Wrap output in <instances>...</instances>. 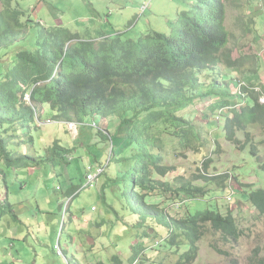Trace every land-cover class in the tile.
I'll use <instances>...</instances> for the list:
<instances>
[{
    "label": "trees",
    "instance_id": "1",
    "mask_svg": "<svg viewBox=\"0 0 264 264\" xmlns=\"http://www.w3.org/2000/svg\"><path fill=\"white\" fill-rule=\"evenodd\" d=\"M19 1L0 0V50L26 40L31 29H34L35 39L29 47H19L0 72V134L16 125L37 127L35 114L43 105L56 112L52 119L61 123L77 121L78 127H92V120L117 119L116 133L127 127L123 140L126 145L118 148L133 147L128 156L132 162V183L128 192L132 195L137 217L133 226L144 228L145 234L150 233L148 228L157 233L155 228L158 225L168 230L161 241L186 248L176 264L196 261L199 243L208 226L220 233L225 241H237L243 232L230 209L224 212L217 205L216 209L206 208L194 213L189 207L182 216L170 213V206L180 207L182 203L205 199V196L201 195L202 187L194 185L191 180L176 184L165 180L164 177L176 168L164 163V158L167 135L188 147H196V140L201 141V146L205 145L201 130L181 112L200 96L218 94V90H223L220 78H214L209 89L201 92L205 87L202 73L218 69L216 75L223 81H230L236 88L241 84L239 96L247 98L243 100L245 106L231 108L226 116V138L242 149L250 144L251 153L264 169L258 146L251 141V133L247 130L254 124L264 129V84L258 87L243 83L241 62L228 49L230 33L225 25L226 4L238 0H193L188 9L177 14L175 22L168 23L172 28L169 35L147 31L135 40L117 32L106 35L102 30L79 32L62 26L43 25L22 11ZM39 1L48 4V0ZM224 68L231 71L228 75L236 73L240 74L239 77L226 78L228 76L220 71ZM25 94L30 97L29 103L24 100ZM227 103L221 100L219 107H229ZM208 116L206 113L205 117ZM92 128L95 131L93 140L105 153L106 148L111 147L109 140L115 143L114 136L108 128ZM238 131L244 132V141L238 137ZM114 146L106 167L111 163ZM73 149L74 146L69 148L54 140L43 156L16 154L9 150L8 141L0 135V162L8 168L64 164L74 159L71 155ZM103 153L87 156L86 171L89 164H103L98 159ZM209 161L203 162L204 168H200V174L194 179H216V174L207 172ZM232 174L227 172L218 178L229 183L235 178ZM243 191L247 192L248 202L264 215V187ZM161 193L172 200L168 206H162L154 199ZM232 194L233 191L225 197L233 200ZM1 201L0 197V221L6 214L15 218L11 205ZM113 210L119 217L115 207ZM154 234L150 233V237L153 238ZM141 243L138 240L133 247L132 262H137L146 250L140 251ZM112 261L122 264L118 255H114ZM254 264H264V258H257Z\"/></svg>",
    "mask_w": 264,
    "mask_h": 264
},
{
    "label": "rangeland",
    "instance_id": "2",
    "mask_svg": "<svg viewBox=\"0 0 264 264\" xmlns=\"http://www.w3.org/2000/svg\"><path fill=\"white\" fill-rule=\"evenodd\" d=\"M37 1L20 0L19 8L29 14L32 20L42 22L43 25H59L79 32L86 29L91 33L98 30L113 31L131 40L137 39L147 31L169 35L172 28L168 23L175 22L177 14L188 9L189 4L193 2V0H48V7L39 8ZM253 2L260 3L259 0L227 2L225 25L230 33L228 49L233 51V57L241 62L242 66L250 68L257 65V74L261 75L264 74V57H258L257 54L245 56L249 52L247 34L249 31L246 29L244 19L247 17L245 13L254 6ZM146 4L147 8L142 12L141 7ZM49 9H55L53 10L55 20ZM254 9L258 12L259 7ZM90 14H93L97 21L102 20L103 27L99 26L98 22L92 26L86 25L88 23L86 18ZM256 20L253 27L251 26L253 32L264 35V5L262 14L257 16ZM33 33L34 29H31L26 40L0 50V72L19 47H29L32 44L30 42L35 39ZM217 70L202 73L201 78L205 87L201 92L209 89L214 78H220L223 90H218V94L200 96L194 104L181 112L201 130L202 140H206L205 145L201 146V141L196 140L194 143L198 146L188 147L177 138L168 135L165 143L164 163L174 166L176 170L170 172L164 179L174 184L191 180L194 185L202 187L201 195L205 196V199L188 201L187 205L182 203L180 207L170 206L169 211L172 215L182 216L189 207L193 213L206 208L216 209L218 206L224 212L232 210L243 232L242 236L237 241L227 242L220 233L208 226L199 243V256L192 264H254L257 258H264V215H260L248 202L245 197L247 192L244 193L243 190L264 187V169L251 153L250 144L242 149L226 138L224 129L226 116L231 108L239 109L245 106L243 100L247 98L239 96L238 89L241 84L236 88L230 81H223L221 76L216 75ZM220 71L227 75L228 79L240 75L236 73L228 75L231 73L228 68ZM255 75L242 71L240 78L243 83L259 87L260 81L248 79ZM24 100L29 103V95L27 98L25 95ZM221 100L227 101L229 107L221 109L219 107ZM213 105L215 106L213 109L218 110H213ZM39 108L40 118L43 120L49 118L50 122L45 123V120H42L44 123L40 125L35 122L37 127L31 125L22 128L16 125L7 133L0 134L8 141L9 150L16 154L43 156L52 142L59 140L69 148L74 146L71 150L74 159L64 164L37 165L32 172L25 168H8L0 162L1 202L7 201L12 206L16 204L19 218L18 221L10 214H6L0 221V233H15L13 237L0 235V261L5 259L3 264H15L16 262H13L15 257L6 251L15 252L28 241L39 251L46 253L44 257H39L38 264H116L118 261H112L114 255L120 256L122 264H176L186 248L182 245L172 246L166 240L161 241L167 236L168 230L158 225L155 233L154 229L148 228V232L155 233L152 238L150 233H144V228L133 226L137 217L134 214L132 195L128 192L132 183L130 173L132 162L128 156L133 147L118 148L119 145H126L123 140L127 127L116 133L110 122L114 121L117 124V121L109 119L108 129L115 139L114 155L108 167H106L108 158L112 154L110 146L103 156L101 154L102 158L98 155V159L106 167V172L94 186H86L85 161L93 155L103 153L94 141L95 131L90 126L74 127L77 121L58 122L52 119L56 112L46 105ZM206 113L209 114L207 118ZM98 124L101 126L99 130L106 129L108 125L106 121ZM247 130L251 133L250 138L252 137V140H249L258 146L260 158L264 161V129L259 124H254ZM74 134L76 135L73 136ZM237 135L242 141L245 140L244 132L238 131ZM109 141L111 145L112 139ZM87 156L88 158L82 159ZM120 157L122 159L118 160ZM207 160H210L207 172L216 174V179L214 181L194 179L200 174V168H204L203 162ZM227 172H232L234 174L231 176H235L229 183L218 178ZM4 183L8 189L9 201L4 196L6 190ZM104 184L106 185L102 188ZM242 185L245 187L241 188ZM20 186L24 188L20 190ZM231 191L233 200L229 202L225 196H229ZM169 198L164 193L154 197L162 206L171 203L172 200ZM37 206L40 207L41 213L35 212ZM114 207L119 217L113 210ZM95 220L100 223L98 226L94 224ZM88 221L92 224L89 225ZM37 237L43 246H40ZM94 240L96 245L93 243ZM138 240L142 242L140 251L146 250L137 262H132L131 258L135 252L133 247ZM4 242L7 245L2 251L1 246ZM10 242L15 244L14 249L9 248ZM58 242L64 256L55 249ZM18 251L22 252L24 258L28 256L21 247ZM34 258L29 257V264H33Z\"/></svg>",
    "mask_w": 264,
    "mask_h": 264
},
{
    "label": "crops",
    "instance_id": "3",
    "mask_svg": "<svg viewBox=\"0 0 264 264\" xmlns=\"http://www.w3.org/2000/svg\"><path fill=\"white\" fill-rule=\"evenodd\" d=\"M38 3H37V7H39V8H43L44 6H47L48 7V5L47 4H45V3H40V1L38 0L37 1ZM258 2V1H257ZM255 3V2H253V5L254 6H251V8H250V11L249 12H246L245 14L247 15V17H246V19H244V24H245V26H246V29L249 31V32H247V34H249L248 36H249V42H248V50H249V52H247L246 54H245V56H252V54L253 55H255V54H257V56L259 57V56H262V57H264V35H259V34H257V32L255 31V32H253V28H251V26L253 27V25L256 23V18H257V16H259V15H261L262 14V7H263V5H264V0H259V2L260 3ZM254 7H259V10H258V12H257V10L256 9H254ZM53 10H55V9H49V11H50V13L52 14V16H53V18H54V20L56 19L55 17H54V13H53ZM256 13L258 14V15H256ZM249 14H254V15H249ZM248 17H250L249 19H248ZM87 20H88V23H86V25H88V26H92V25H95L97 22L99 23V26H101V27H103V23H102V20H99V21H97L96 19L97 18H95V16L93 15V14H90V15H88V18H86ZM41 24H42V22H40ZM54 26H59V25H54ZM103 31V30H102ZM104 33H106V35H111V34H113L114 32L113 31H111V32H108V31H103ZM258 57H257V60H258ZM257 63H258V61H257ZM245 64V63H244ZM243 66H244V68H243ZM242 66V71H244L246 74H252V73H254V74H256L252 79L250 78V77H248V79L250 80V81H260L261 83H260V85L261 84H264L263 82H264V74H261V75H259V74H257V65L255 66V67H246L245 65H243ZM253 85V84H252ZM112 120V119H111ZM101 121H106L107 123H108V125H109V119H101V120H99V122H101ZM115 121H117V120H115ZM107 125V128L108 127H110V125H111V127H112V129L115 131L116 130V125L117 124H115V122L114 121H111L110 122V125L108 126ZM76 134H74L73 136H75ZM98 141V140H97ZM99 144V143H98ZM107 149L108 148H106V150L105 151H107ZM86 155V154H85ZM104 155V153L102 154V156ZM102 156H101V158H102ZM97 157V156H96ZM85 159L87 158V157H84ZM54 168H55V166H53ZM34 169V167H30L28 170L30 171V172H32V171H34L33 170ZM55 170V169H54ZM4 187H5V194H4V196L7 198V200L9 199V197H8V189H7V187H6V184L4 183ZM24 188V186H20V190H22ZM28 198V197H27ZM2 199V198H1ZM9 201V200H8ZM47 202L49 201L48 199L46 200ZM9 203V202H8ZM59 203H60V201H59ZM11 209H12V212H13V214L15 215V219L16 220H18L19 221V218H18V214L16 213L17 211H16V209H17V205L15 204V205H11ZM22 211V210H21ZM35 212H39V213H41V209H40V207L39 206H37L36 208H35ZM0 224H1V222H0ZM88 224L89 225H91L92 224V222L91 221H88ZM94 224L96 225V226H98L100 223H98L96 220L94 221ZM30 234V233H29ZM0 235L3 237V236H10V237H13L14 235H15V233H0ZM4 237V238H5ZM37 240H38V243L40 244V246H43L44 244L42 243V241H40V238L39 237H37L36 238ZM96 241L94 240L93 241V243H95ZM97 243H95V245H96ZM7 244H6V242H4L3 243V245L1 246V250L3 251V250H5V248H4V246H6ZM9 248L10 249H14L15 248V244H13L12 242H10L9 243ZM11 246V247H10ZM21 247V249H22V251L23 252H26L27 253V257H25L24 258V256H23V254H22V252H20V251H18L19 250V248ZM31 249V250H30ZM44 250V249H43ZM16 252H17V254H16ZM30 252V253H29ZM6 253H8V254H11L12 255V257H15V261H13V262H16L15 264H29L30 263V259H29V257H31V256H33V257H35L34 259H33V264H38L39 263V257L40 256H42V257H44V255L46 254L45 252H42V250H38L37 249V247H34L33 245H31L28 241H25V243L23 244V245H21V246H19L18 248H17V251H6ZM30 254H31V256H30ZM5 262V259L4 260H1L0 261V264H3ZM101 262V261H100Z\"/></svg>",
    "mask_w": 264,
    "mask_h": 264
},
{
    "label": "built area",
    "instance_id": "4",
    "mask_svg": "<svg viewBox=\"0 0 264 264\" xmlns=\"http://www.w3.org/2000/svg\"><path fill=\"white\" fill-rule=\"evenodd\" d=\"M148 4H149V3H148ZM148 4L143 5V6L141 7L142 12H145V10H146ZM25 95H26V98H27L28 94H25ZM262 101H264V98H262ZM34 119H35V122H36L37 125H40V124L44 123V122H43L44 120H45V123L50 122L49 118L43 120V119L40 118L39 114H37V113L35 114V118H34ZM42 120H43V121H42ZM98 122H99V121L92 120V121L90 122V125H91L92 127L96 128V129H101V126L98 124ZM78 125H79V124L76 123V124H74L73 126L77 128ZM112 147H113V142L111 141V147H110V150H111V151H112ZM104 171H105V165H104V164H101V165H99V164H95V165H94V163L89 164V165L87 166V176H86V178H87V184H86V186H94L95 183H96L97 181H99V178H100V176L104 173ZM229 200H231V199L229 198ZM55 249L58 250V251L60 252V255H61V256H64L63 251H62V249H61V246H60L59 242H58V245L55 246Z\"/></svg>",
    "mask_w": 264,
    "mask_h": 264
}]
</instances>
